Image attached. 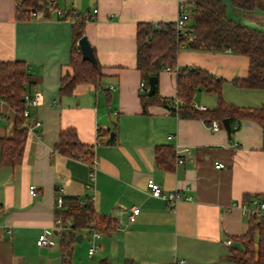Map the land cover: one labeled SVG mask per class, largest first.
Segmentation results:
<instances>
[{
    "label": "crops",
    "instance_id": "crops-1",
    "mask_svg": "<svg viewBox=\"0 0 264 264\" xmlns=\"http://www.w3.org/2000/svg\"><path fill=\"white\" fill-rule=\"evenodd\" d=\"M181 1L190 12L187 0H51L48 11L38 10L44 18L20 19L16 0H0V62H25L41 99L29 108L27 121L40 125L28 132L21 162L0 166V264H62V234L53 227L58 195L77 201L92 198L96 213L115 223L113 230L98 236L86 228L77 231L70 264H237L229 258L238 245L234 238L249 228V218L237 206L250 196L264 197L262 129L240 119L228 134L214 120L219 127L213 131L211 123L175 114L170 107L175 99L181 103L177 71L185 68L223 79L222 98L236 107H263L264 88L234 84V79L247 76V56L182 47L175 68L157 77L159 95L172 102H152L142 111L137 26L174 22ZM221 1L230 19L264 29V12L241 11L231 0ZM56 10L68 17H59ZM76 17L85 19L84 36L102 76L95 84H77L69 95L60 96V79L71 71ZM217 101L214 93L201 89L194 92L192 105L212 110ZM14 119L15 111L0 97V138L13 136ZM67 128L93 147L98 166L91 185L88 163L54 149ZM158 145L173 151L189 147L190 152L182 164L175 156L172 162L157 163ZM215 161L224 167L216 168ZM150 178L166 192L177 190L182 199L172 205L150 195ZM30 185L36 186V195L29 193ZM131 207L139 208L134 222L128 220ZM40 233L53 243L38 246ZM226 239L232 241L229 246Z\"/></svg>",
    "mask_w": 264,
    "mask_h": 264
},
{
    "label": "trees",
    "instance_id": "trees-1",
    "mask_svg": "<svg viewBox=\"0 0 264 264\" xmlns=\"http://www.w3.org/2000/svg\"><path fill=\"white\" fill-rule=\"evenodd\" d=\"M41 1V2H39ZM191 6L189 19L186 21V32L179 33L174 22L140 23L136 30V68L144 83L140 95L142 111L152 102L164 105L172 100L161 97L158 93L157 77L162 70H173L176 56L182 47L189 49L214 50L245 55L249 58L247 76L234 79V84L243 88H264V29L250 27L230 19L227 7L221 0H187ZM234 8L241 11L259 10L264 12V0H231ZM51 0H21L17 5V17L29 19L32 11H48ZM68 16L63 14L61 18ZM84 17H76L72 26V47L69 58L70 73H65L59 84L60 96L69 95L80 83L95 84L102 76L101 66L83 60L78 40L84 36ZM156 77L154 93L148 94V79ZM223 79L210 75L199 69H181L177 71V98L181 100L179 115L197 117L209 124L216 120L220 124L224 118L229 119L230 126L240 119L250 120L260 125L264 146V106L255 109L240 108L226 104L222 98ZM36 79L23 61L0 62V97L15 111L14 134L11 138H0V166H14L21 162L28 136V129L22 124L28 117L23 115L25 109L24 95L33 94ZM204 89L217 96V106L212 110L199 111L192 105L196 90ZM171 108V107H170ZM29 124V122L27 121ZM58 153L84 160L89 163L93 158V147L81 143L76 131L67 128L60 132L54 147ZM172 148L158 145L155 147L157 163L174 161ZM171 164H169L170 166ZM64 208L55 211V216L72 220V230L61 235V248L64 255L62 264H70L68 259L76 232L91 226L94 230L108 233L114 229L112 219L96 213L92 201L85 199L79 204L77 199H63ZM92 223V224H91ZM260 224L249 218V228L241 237H235L238 245L231 248L229 258L237 264H264V242L256 234ZM257 236V242L254 238ZM102 264H108L103 262ZM124 264H136L125 260Z\"/></svg>",
    "mask_w": 264,
    "mask_h": 264
},
{
    "label": "built area",
    "instance_id": "built-area-1",
    "mask_svg": "<svg viewBox=\"0 0 264 264\" xmlns=\"http://www.w3.org/2000/svg\"><path fill=\"white\" fill-rule=\"evenodd\" d=\"M21 0H16V6L20 5ZM56 14L59 17L63 16V12L61 10H56ZM74 13L71 11L69 15H73ZM190 12L186 9V5L184 2H180L178 5V13L177 17L174 21V28L176 31H178L181 34H184L187 30L186 28V21L189 19ZM45 16L39 12V11H32L30 14L31 19H41L44 18ZM88 19V16L85 17ZM141 87H144V83H141ZM40 95L38 92H35L31 95L25 94L24 95V103H25V109L23 111V115L25 117H28L30 115L29 108L30 107H36L40 103ZM180 102L178 99H175L172 104H171V112H174L175 114L178 113ZM195 109L197 110H204L202 106H194ZM40 122L35 121L32 124H28L27 122H24L22 124L23 127H26L28 129V132L34 133V128L39 126ZM219 127L218 122H211L210 128L215 131ZM99 141H96L95 144H98ZM175 162L177 164H182L184 162V154L189 153L190 149L189 147H184V148H175ZM89 166V182L88 185H91L94 180H95V172L98 166V161L94 158L88 163ZM214 166L216 168H223L224 164L218 161L214 162ZM147 189L150 195L154 197L161 198L165 200L166 202L170 204H176L178 201L182 199L181 195L178 193L177 190L174 191H169L166 192L162 189L161 185L155 182L153 179H148L147 180ZM29 193L31 195H36V186L35 185H30L29 186ZM184 199L189 200L190 197H185ZM90 201H92V198H89ZM79 204H83L84 200L83 199H78ZM56 209L59 211L64 208L63 204V198L62 196L58 195L56 197V204H55ZM241 213L246 215L248 218H252L254 221L260 224L261 228L258 230L257 235L263 240L264 242V197L260 196H250L248 198H245L241 201L240 204L237 206ZM2 207L0 206V215L2 214ZM139 213V208L138 207H131L128 215V220L129 222H134L136 219V215ZM92 224V223H91ZM53 227L58 233H67L68 231L72 230V220L70 218H63L59 215L54 217V223ZM88 231L92 233L93 236H98L100 234L99 231L94 230L91 226L86 227ZM53 241L51 240V237L48 236L45 233H40L36 239V244L38 246H47L52 244ZM232 243L231 239H226L224 241V244L226 246H229ZM93 252V248H90L89 254ZM183 260H174L170 264H182Z\"/></svg>",
    "mask_w": 264,
    "mask_h": 264
},
{
    "label": "water",
    "instance_id": "water-1",
    "mask_svg": "<svg viewBox=\"0 0 264 264\" xmlns=\"http://www.w3.org/2000/svg\"><path fill=\"white\" fill-rule=\"evenodd\" d=\"M77 44H78V46L80 48L82 59L86 60V61H89L93 65H96L97 64V60H96V57L94 55L92 46L88 42L87 38L85 36H82L78 40ZM155 87H156V77L152 76V77H150L148 79V94L149 95L154 93ZM221 123H222L223 127L225 128V130L227 131V133L230 134L231 128H230L229 119L228 118H224ZM77 239H78V237H77Z\"/></svg>",
    "mask_w": 264,
    "mask_h": 264
},
{
    "label": "rangeland",
    "instance_id": "rangeland-1",
    "mask_svg": "<svg viewBox=\"0 0 264 264\" xmlns=\"http://www.w3.org/2000/svg\"><path fill=\"white\" fill-rule=\"evenodd\" d=\"M256 234H257V233H256ZM257 239H258V238H257V236H256V237L254 238L255 242H257Z\"/></svg>",
    "mask_w": 264,
    "mask_h": 264
}]
</instances>
